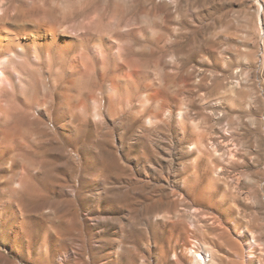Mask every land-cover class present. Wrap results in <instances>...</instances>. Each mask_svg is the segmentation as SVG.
Returning <instances> with one entry per match:
<instances>
[{
    "label": "rangeland",
    "instance_id": "obj_1",
    "mask_svg": "<svg viewBox=\"0 0 264 264\" xmlns=\"http://www.w3.org/2000/svg\"><path fill=\"white\" fill-rule=\"evenodd\" d=\"M15 1L105 59L82 79L22 57L0 264H264V0ZM65 85L71 130L32 108Z\"/></svg>",
    "mask_w": 264,
    "mask_h": 264
},
{
    "label": "bare ground",
    "instance_id": "obj_2",
    "mask_svg": "<svg viewBox=\"0 0 264 264\" xmlns=\"http://www.w3.org/2000/svg\"><path fill=\"white\" fill-rule=\"evenodd\" d=\"M7 2H9V1H7ZM2 4H4V3L2 2ZM38 7H40V6H38ZM0 13H1L0 14V123H1V125L6 124L8 122L7 119L9 117H11L13 115H15V116L18 115V112L12 110L11 106H12L13 101H15L16 99H19L18 94L20 93L22 83L25 82L23 80V77H24L23 75H24V70H25L24 67H25V65L26 66L28 65L27 64L28 62H26L24 59H22V57H24V55H26V54L28 55V57L26 56L25 59L28 58V61L30 60L29 63L30 62L34 63V64L40 63L44 59L47 62L55 60L61 64H65L67 66V70H68L67 73H69V76H71V77L78 76L81 78L85 77L84 75L88 73V72H86V70L89 69L88 67L91 64V61H93V59L90 60V58H91L90 56H93L94 59L99 60V61L103 58L105 59V51L102 50V48H101L102 46L100 47L99 45L94 44L92 49L87 50V48L85 47L86 45H84L85 42H83V40H82L83 38H81L79 36H73V35L69 34L70 32L68 33L67 31H61L60 32L61 28L58 29L59 30L58 31L55 27H53V28L52 27H45L43 24H41L42 21L40 19L41 17H40L39 12L35 16L34 14L31 13V9L29 10V8L27 9L26 7H24L22 5H18V2L15 0H13L11 2L10 6L5 7L2 10L0 9ZM45 17H46V15H45ZM64 18H66V17H64ZM43 19H45V18H43ZM48 22H49V20H48ZM56 23H57V21H56ZM90 23H92V21ZM75 27H76V25H75ZM86 27L87 26L85 24V28ZM88 29H89V27H88ZM76 34H78V33H76ZM98 39L99 38H97V40ZM99 43H100V41H99ZM110 51L113 55L114 54L116 55V53H118V52L115 53L116 50H110ZM118 58L119 57H117V59ZM117 59H115L114 61H116ZM57 62H55V63H57ZM31 63H30V66H31ZM61 64L60 65L58 64V66H61ZM101 64H103V63H101ZM28 68L26 67V70H28ZM31 68H29V69H31ZM31 71H33V69ZM117 71H118V69H117ZM34 73H35V70H34ZM123 75L125 77V80H126V78L131 79V76H129L130 72L126 71ZM24 79L26 80L27 78H24ZM27 81H29V80H27ZM78 81H82V80L79 79ZM117 82H116V84H118ZM111 85L113 86V89H114L115 84L112 82ZM73 86H74V84H73ZM73 86H69V85L62 86L60 88L61 90L58 93H56L50 101H47V100L44 101L43 100V101L36 102V100H35L36 103H34L32 105L33 110H36V112L38 111L39 115L43 116L48 121L52 120L53 117H55L56 120H59L60 127L63 130H71V129L75 128L76 125L73 122V118H74L73 116H74V114H77L79 112L83 113V111H85V104H84V102L83 103L78 102L77 100H76L77 102L72 101V97L68 94V92L70 90H72V88H74ZM52 95H53V93H52ZM76 95L78 96V94H76ZM79 95H81V94H79ZM75 98H77V97H75ZM109 99H108V101H109ZM37 100H39V99H37ZM101 109L102 108H100L99 110L97 109L98 111L95 109L96 115L102 116L106 119L108 116V114H106V113H108V112H105ZM55 114H57V115H55ZM148 123L150 125L153 123L152 118L149 119ZM149 131L150 130L148 127H142V128H140V131L138 132V134L135 136H138V139L139 138H141V139L146 138L147 139V135H148ZM1 132H4V131H1ZM8 133L9 132H6V134H8ZM121 136L122 135H120L119 137H121ZM14 139H15V137H14ZM199 145L196 146L198 148V151H199V147H200ZM193 148L195 149V147H193ZM193 148H191V151L193 150ZM202 148L203 147H201V151H202ZM191 151H189V152H191ZM3 156H5V155H3ZM23 179H25V178H23ZM179 187H182L181 183L179 184ZM4 204H5V202H4ZM4 204L0 205V217L4 214V211H5ZM17 205H16V207H17ZM11 206H13V205H11ZM7 207H8V205H7ZM6 210H8V209H6ZM5 213H6V211H5ZM19 213H17V214H19ZM18 219H19V217H18ZM0 221H2V220H0ZM12 221H14V220H12ZM20 222H22V221L20 220ZM15 223H18V222L16 221ZM16 232H17L16 230H13V232H12L13 237H15ZM14 240H16V239H14ZM186 247H187V245L185 246V248Z\"/></svg>",
    "mask_w": 264,
    "mask_h": 264
}]
</instances>
